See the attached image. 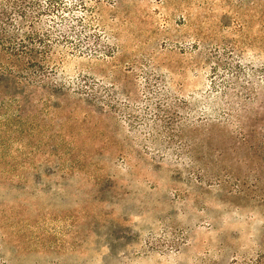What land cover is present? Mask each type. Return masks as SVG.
Wrapping results in <instances>:
<instances>
[{
    "label": "rangeland",
    "instance_id": "obj_1",
    "mask_svg": "<svg viewBox=\"0 0 264 264\" xmlns=\"http://www.w3.org/2000/svg\"><path fill=\"white\" fill-rule=\"evenodd\" d=\"M15 2L49 99L0 101V264H264V0Z\"/></svg>",
    "mask_w": 264,
    "mask_h": 264
},
{
    "label": "trees",
    "instance_id": "obj_2",
    "mask_svg": "<svg viewBox=\"0 0 264 264\" xmlns=\"http://www.w3.org/2000/svg\"><path fill=\"white\" fill-rule=\"evenodd\" d=\"M15 4V0H0V70L3 72V74L7 75L8 80L12 81L10 82V84L22 90L18 91V93H20L19 96L13 95L11 93L3 94L4 92L1 87L7 89L8 91L10 88V84H0V93L3 94L0 98V101L4 104L19 101H22V103H26L27 107L20 108L21 114L19 115L22 119H25V121H27L28 116H31L32 114L35 116L36 114H38L35 109L36 106H32V103H34V101H40V103H42L43 97L49 99V94L48 96H44V94H42V96L39 95L38 91L36 90L38 89L37 84L45 82L46 78L39 76V74L35 71L31 72L30 70H28V68L20 66L22 65L20 64L21 62L25 63V60L21 58V56H29V58L27 59V64L29 65V67H32L34 59L30 57L33 56L32 51L35 52L37 50L34 47L28 46V43L32 41V39H34V34L41 41L46 42L45 38H47L49 34L48 32H45L43 33V36L46 37H42L37 31V29L33 28L35 27V21L32 20V16H29L23 10H17L18 18L14 19V22H16L18 26H21V28L19 30H15L14 28L10 27L11 18H9L7 6L14 7ZM17 5V7L19 8L20 4ZM7 58L8 61H6ZM10 59H14V61H9ZM45 59L48 61L47 56L45 57ZM37 65L41 67L40 64ZM23 71L27 72V74H21V72ZM46 101L47 100H44V102ZM209 107L210 106H207V108ZM228 108L233 111L237 110L234 103H230V106ZM91 156L92 155L90 154H88L87 156L83 154L79 157L82 158V161L93 162L92 158H89ZM78 161L80 164H82V161L80 159H78ZM257 165L262 167L261 163H258ZM236 179L241 182V180L237 177ZM240 186H242V184H239V187ZM235 258L233 257V264H239ZM257 261L260 262L259 259Z\"/></svg>",
    "mask_w": 264,
    "mask_h": 264
}]
</instances>
